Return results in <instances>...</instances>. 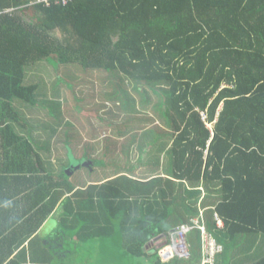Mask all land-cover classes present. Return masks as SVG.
Wrapping results in <instances>:
<instances>
[{"label":"trees","instance_id":"obj_1","mask_svg":"<svg viewBox=\"0 0 264 264\" xmlns=\"http://www.w3.org/2000/svg\"><path fill=\"white\" fill-rule=\"evenodd\" d=\"M42 61L95 72L114 117L127 114L110 123L130 136L116 142L125 162L133 150L143 157L156 146L167 150L166 175L140 178L124 164L75 186L73 167L50 172L17 132L31 126L14 106L16 99L36 105L39 84L28 72ZM126 82L141 96L140 112L121 88ZM34 121L43 134L54 132ZM202 188L212 201L201 203ZM21 203L26 217L5 225L3 212ZM200 206L215 208L206 227L225 245L217 261L264 264V0H0V229L21 232L0 231V264H21L27 250L13 258L15 249L57 212L56 236L41 240L34 264H200L199 230L188 259L164 260L156 245H168ZM214 213L225 229L216 228Z\"/></svg>","mask_w":264,"mask_h":264},{"label":"rangeland","instance_id":"obj_2","mask_svg":"<svg viewBox=\"0 0 264 264\" xmlns=\"http://www.w3.org/2000/svg\"><path fill=\"white\" fill-rule=\"evenodd\" d=\"M35 66L37 68L33 67L28 72L29 79L33 80L31 82L39 84L37 103L35 106L33 105L35 109H32V105L29 106L20 99H16L14 106L23 120L26 117L30 119L31 116L37 119L38 126L40 123L43 125L50 124L49 129H53L51 131L55 132V134L54 132L49 133L50 135L40 134L35 138V142H32L38 150L41 148L40 146L47 144L42 152L44 159L45 157L46 159L50 158V149L55 153H60L58 158L62 157L61 165L49 162L60 168L48 166L49 171H54L57 175L62 172L68 173L73 167L74 172H71L72 174L69 177L71 182L75 186H85L89 181L102 179L113 173L118 166L123 165L125 154L120 152V148H117L114 142L117 141L115 137L119 139L125 133L119 134L114 128L115 131L112 130L110 123L113 121L115 124L125 122L127 114L121 113L114 117L112 112H114L113 107L115 108V106L105 103L107 98L102 97V93L106 90L104 88L100 90V87L97 88L98 79L96 76L98 77V75H95L93 71L86 72L82 70V72H79L74 67L72 69L63 67L58 70L55 63L51 61H42V63H37ZM125 84L121 85V88L128 89L131 98L138 101L140 112L142 110L140 94L129 86L128 82ZM74 94L79 95V101L75 102ZM64 107L68 108L66 114ZM141 116L153 117V114L143 112L140 114ZM149 128H154V124L149 125ZM37 132L42 133L41 128H37ZM129 137V135L125 136L121 141H129ZM131 154H134V157L131 158L129 163L138 164L136 162L139 156L138 151L133 150ZM46 229L45 232L54 229L53 220L49 221ZM164 243L165 241L156 243L162 255L166 250ZM261 256L263 254L258 252L249 257L248 261L253 262Z\"/></svg>","mask_w":264,"mask_h":264},{"label":"crops","instance_id":"obj_3","mask_svg":"<svg viewBox=\"0 0 264 264\" xmlns=\"http://www.w3.org/2000/svg\"><path fill=\"white\" fill-rule=\"evenodd\" d=\"M100 87V85L99 84H97V88H99ZM114 88V87H113ZM105 90H109V88H107V87H105L104 88ZM110 89H112V88H110ZM111 101H109L107 104H112V103H110ZM29 115H30V113H29ZM24 120H27V122H29L30 123V126H31V129H29L28 130V132L26 131V132H24V131H19V130H17V132H19V134H21V135H25V137L28 139V140H30L31 142H35L34 140H35V138L38 136V135H40V134H43V133H39V132H37L36 133V128H35V126L33 125V124H35V118H32L31 116H30V119L28 118V117H26ZM37 120V119H36ZM26 122V123H27ZM28 126V125H27ZM120 137V136H119ZM108 138V136L106 137V139ZM118 137H115V139L117 140L116 142H117V144H118V142L119 141H121V139H123V138H125V137H120L119 139H117ZM158 138V135L157 134H155L154 135V139H157ZM32 139H33V141H32ZM116 142H114V145H116ZM121 143V145L123 144V142L121 141L120 142ZM120 145V146H121ZM155 146V145H154ZM44 147H46V146H44ZM44 147H41V149H39L38 150V152H40V154H41V157L42 158H44L42 155V152L44 151ZM54 149H55V147H53ZM117 148H118V145H117ZM38 149V148H37ZM138 150H139V148H138ZM121 152V151H120ZM143 151L141 150V152L140 151H138V159H136V162H138V164H136V165H133V164H130V163H126V162H124V164H125V166H124V164L122 165V166H124V167H126L127 165L128 166H130V165H133V166H135V173H136V176H138V177H140V178H145V177H148V176H153V175H160V173L162 174V175H166V171H167V168H169L170 166H169V161H168V157H167V150H165V151H163V149H158L156 146L154 147V148H150L149 150H144V153H145V155L142 157L141 155V153H142ZM162 152H164V153H162ZM47 153V152H46ZM122 153V152H121ZM51 154H53V155H51ZM60 155V153L58 152V153H55L53 150H51L50 149V158L49 159H46V157H45V162L46 163H48V162H53V164H56V165H61V158L59 159L58 158V156ZM160 161V162H159ZM132 163V162H131ZM50 166H55V165H53V164H50V163H48ZM169 166V167H168ZM56 168H60V167H57V166H55ZM120 168L119 167H117L115 170L117 171V170H119ZM122 169V168H121ZM120 169V170H121ZM114 170V171H115ZM119 170V171H120ZM113 171V173H110L109 175H107V176H105L104 178H102V179H95V180H93V181H98V180H103V179H105V178H107V177H109V176H112V175H114V173H116V172H114ZM131 174V173H130ZM91 181H89L88 183H90ZM12 191H14V190H12ZM202 199H201V203H205L206 201H207V203L209 202V201H212L213 200V198H212V196H208V194H207V192H206V190L205 189H203L202 188ZM211 198V199H210ZM27 206V205H26ZM215 210V208L214 207H206V208H203L202 206H200V213H204V217H205V221H207V219H206V213L209 211H214ZM23 212H24V204L23 203H21V204H19V206H17V204H16V206L10 211V212H3L4 214H3V216H2V219L3 220H5V222H3V223H5V225H8V224H11L13 221H15V220H17V219H20V221L19 222H21L22 220H23V218L24 217H26L25 215H23ZM216 213V212H215ZM214 213V214H215ZM58 216V212L57 213H55L53 216H51L50 217V219L48 220V221H46L44 224H43V226L39 229V231H38V233L36 234V235H33L32 236V238H30V239H28V240H26L25 241V243H24V245L19 249V248H16L15 249V255L13 256V258H17V257H19L20 256V254H21V251L23 250V249H26L27 250V255H26V259H24V256H22V263L21 264H34V261H35V259H39V256L37 255L38 253L40 254L41 253V249L42 248H40V246L42 245L41 244V240H43L44 242L43 243H46V240H49L50 238H54L55 236H56V231H57V229H58V225H59V222H60V216L59 217H57ZM192 218H196V216H193ZM12 220V221H11ZM50 220H53L54 221V229H51V230H49L48 232H45L47 229H46V227H47V225H48V223H49V221ZM21 224V223H20ZM225 222H224V224H223V226H217L216 228L217 229H219V230H222V229H225ZM19 226V225H18ZM18 226H14V227H12V228H6V227H3L4 229H0V231H1V233L3 232L4 234H12L13 232L12 231H14V232H16V233H19V234H21V232H19L18 231ZM222 233H224V232H222ZM212 234H214L213 232H212ZM36 236H38L37 237V239H35V240H37V242H35L34 244H33V246L31 247L30 246V242H31V240L32 239H34ZM43 245H45V244H43ZM12 258V259H13ZM163 258H164V256H163ZM224 257L222 256V259H219L218 261H217V264H224L225 262H224V260L225 259H223ZM167 259H170V258H164V260H167Z\"/></svg>","mask_w":264,"mask_h":264},{"label":"built area","instance_id":"obj_4","mask_svg":"<svg viewBox=\"0 0 264 264\" xmlns=\"http://www.w3.org/2000/svg\"><path fill=\"white\" fill-rule=\"evenodd\" d=\"M55 1V2H54ZM72 0H36V3H45L47 6L51 4L67 5ZM204 119L206 118L203 115ZM217 226H223L224 221L218 214L214 215ZM199 230L202 238V259L200 264H216L218 256L225 252V245L220 243L218 239L211 234L207 227L204 213L199 217L192 218L190 222L179 225L175 228L168 237V245L164 255L167 258L175 257L188 259L192 255L191 233ZM163 255V256H164Z\"/></svg>","mask_w":264,"mask_h":264},{"label":"water","instance_id":"obj_5","mask_svg":"<svg viewBox=\"0 0 264 264\" xmlns=\"http://www.w3.org/2000/svg\"><path fill=\"white\" fill-rule=\"evenodd\" d=\"M163 236H160L159 238H162ZM159 238H157V239H159ZM157 239H156V241H157ZM164 258H166V255H164Z\"/></svg>","mask_w":264,"mask_h":264}]
</instances>
